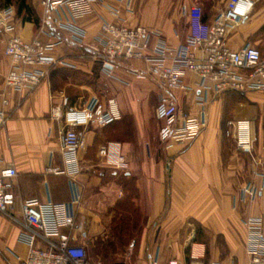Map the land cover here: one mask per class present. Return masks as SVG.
<instances>
[{"label":"crops","instance_id":"obj_1","mask_svg":"<svg viewBox=\"0 0 264 264\" xmlns=\"http://www.w3.org/2000/svg\"><path fill=\"white\" fill-rule=\"evenodd\" d=\"M26 1L37 25L18 16L15 6L0 10L1 14L12 9L14 27L12 34L0 30V93L12 68L5 55L11 35L28 42H58L56 57L68 66L51 68L49 77L31 93L7 92L8 119L0 130V167L14 166L19 173L15 180L18 215L25 200L71 204L77 193L80 201L73 207L76 228L63 232L70 236L72 246L86 248L92 264H191L193 244L204 249L202 264H249L244 222L249 217L264 220V127L254 134L252 122L264 105L241 103L229 113L225 105L228 93L210 95L205 131L186 150L177 147L168 154L154 146L158 141L154 129L158 125L160 130L162 123L153 118L150 98H159V89L153 81H140L134 75L144 70L145 64L121 63L109 78L99 62L80 60L82 53L93 54L98 49L96 39L104 21L157 31L169 48L176 49L185 44L190 32L186 10L200 6L204 21L213 23L229 0H134L133 14L122 11L120 19L111 12L122 6L117 0H97L92 13L78 19L70 9L50 14L43 0ZM253 1L250 15L229 35L228 43L234 51L250 44L264 54V0ZM76 30L83 31L84 37H75ZM155 41L153 38L152 43ZM69 72L89 78L98 75L102 82L99 95L88 83L66 78ZM194 82L192 77L186 79L189 85ZM65 84L78 93L67 94ZM255 94L264 96V92L246 95ZM94 98L115 99L122 120L104 129L78 128L85 143L78 153L82 172L74 179L51 173V169L65 168L62 133L68 128L64 114L83 108ZM177 98L183 112L197 111L195 93L177 94ZM227 116H232L228 123L251 122L257 142L254 152L229 150L223 131ZM108 143L120 145L128 171L104 164L99 152ZM248 186L256 189L255 197L244 194ZM197 230L210 238L209 256L206 245L195 240ZM27 252L21 229L0 213V264H16L14 255L25 257Z\"/></svg>","mask_w":264,"mask_h":264},{"label":"built area","instance_id":"obj_2","mask_svg":"<svg viewBox=\"0 0 264 264\" xmlns=\"http://www.w3.org/2000/svg\"><path fill=\"white\" fill-rule=\"evenodd\" d=\"M96 1L43 0L42 5L50 14L70 9L72 17L78 19L91 14ZM117 2L122 6L111 9L115 17L120 19L122 11L133 14L134 0ZM253 7V0H229L225 11L213 23L204 21L202 7H191L186 10L189 35L185 44L176 49L169 48L157 31L121 23H102L96 39L98 49L93 50L94 60L99 61L103 74L109 78L114 77L113 72L121 63L142 61L145 64V69L136 71L134 75L140 81H153L159 89L155 115L162 123L158 141L165 153L171 154L177 147L186 150L205 131L210 95L264 92V54L250 44L234 51L228 43L229 35L244 22ZM12 16V9L0 14L2 32L12 34L14 31ZM76 32L75 37L79 39L84 34L81 30ZM153 38L156 39L154 44ZM58 45V42L44 44L37 39L28 42L17 36L9 37L5 55L11 60L12 68L5 79V90L0 93V130L8 119L7 92L31 93L49 77L51 68L68 66L56 57ZM189 77L195 79V85L186 83ZM192 92L198 109L194 113H185L180 108L177 94L189 95ZM122 117L115 99L101 101L94 98L81 109L67 111L63 119L68 129L62 133L65 168L51 169L50 172L74 179L82 172L78 153L85 146L77 129H104L121 121ZM228 126L226 135L235 141L239 150L251 154L255 143L251 122H230ZM99 154L105 165L120 172L128 171L129 165L120 145L108 143ZM18 176L14 166L0 167V213L21 229V241L28 248L25 257L14 255L16 264H92L86 248L72 246L70 236L63 232V229L76 228L73 207L80 201L79 194H75L71 204L25 200L18 215L15 194ZM256 193L254 186L244 189V194L252 198ZM244 225L248 232L246 249L251 257L249 264H264V220L249 217ZM190 258L191 264H202L205 258L203 247L193 244Z\"/></svg>","mask_w":264,"mask_h":264},{"label":"rangeland","instance_id":"obj_3","mask_svg":"<svg viewBox=\"0 0 264 264\" xmlns=\"http://www.w3.org/2000/svg\"><path fill=\"white\" fill-rule=\"evenodd\" d=\"M94 54H81V59L82 61L84 62H87V63H96V62H99L98 60H94ZM72 71H75V70H72ZM78 72V71H77ZM72 73V74H71ZM82 73L80 74H74V72H69L66 75V78L68 77H72V81L73 83H79V84H87L88 83V86H90L92 88V90H94L98 95H99V92H100V86L102 85V82L99 81V78H97L98 75H90L91 77H86V76H82L81 75ZM63 87V86H62ZM64 90H67V94H71V95H76L78 93V90L73 88V87H70V86H67V84L64 85L63 87ZM227 99H226V103L230 104L231 107H229V113L230 111L232 112L233 110V106L237 105V104H241V103H244V104H250V105H264V96L261 95V94H255V95H251V96H248L246 94H232V93H228L227 95ZM250 97V98H249ZM158 102H159V98L158 96H154L152 98H150V103L152 105V111H154V115L156 113V108H157V105H158ZM225 103V105H227ZM208 108V107H207ZM187 113V112H185ZM231 114H229L230 116ZM227 116L228 118L224 121V124H223V128H224V136H225V139H227L228 143V148L229 150H233V149H238L237 148V145L235 144V142L233 141V139L231 137H228L226 135L228 129H229V126H228V120H232V116L229 117ZM154 120L156 121V115L153 116ZM253 122V126H254V134L257 133V130H259V127L263 125L264 127V108H261L259 110V112L257 113V117L252 120ZM158 131H159V127L158 125H156L155 129H154V132L158 134ZM256 132V133H255ZM255 137V143H254V149H256V145H257V142H256V136L254 135ZM159 141H155L154 142V146L155 147H160L161 144L159 145L158 143ZM254 152V150H253ZM251 160V159H250ZM198 229V228H197ZM209 236L206 235V233L204 232H198V237H197V240L196 242H200V243H203L206 245L207 247V255L209 256L211 251L208 247L209 245ZM218 242V246L221 250H223V243L220 239L217 240Z\"/></svg>","mask_w":264,"mask_h":264},{"label":"trees","instance_id":"obj_4","mask_svg":"<svg viewBox=\"0 0 264 264\" xmlns=\"http://www.w3.org/2000/svg\"><path fill=\"white\" fill-rule=\"evenodd\" d=\"M10 6L16 7L18 16H20V17L24 16L25 20L33 21L36 25L38 24V21L36 18H34V13H33L32 9L30 8V6L28 5L26 0H0V10L9 8ZM228 93H232V94L235 93L237 95L243 94V93H238V92H228ZM226 104H227L226 108L229 110V107H231V105L228 103H226ZM227 109H226V111H227ZM197 232H198V230H197ZM197 237H198V233L196 235L195 240H197Z\"/></svg>","mask_w":264,"mask_h":264}]
</instances>
